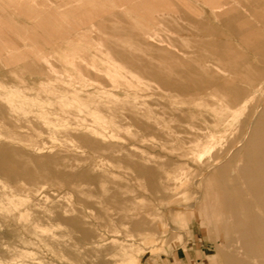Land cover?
Segmentation results:
<instances>
[{
	"label": "rangeland",
	"instance_id": "obj_1",
	"mask_svg": "<svg viewBox=\"0 0 264 264\" xmlns=\"http://www.w3.org/2000/svg\"><path fill=\"white\" fill-rule=\"evenodd\" d=\"M163 2L219 35L181 27ZM263 17L264 0H0V95L14 105L0 101V264H228L221 200L246 198L216 170L264 109ZM235 18L249 22V46L223 21ZM75 49L72 64L61 51ZM198 78L226 93L195 88ZM80 122L114 137L83 146L70 135ZM70 169L84 173L61 174Z\"/></svg>",
	"mask_w": 264,
	"mask_h": 264
},
{
	"label": "bare ground",
	"instance_id": "obj_2",
	"mask_svg": "<svg viewBox=\"0 0 264 264\" xmlns=\"http://www.w3.org/2000/svg\"><path fill=\"white\" fill-rule=\"evenodd\" d=\"M217 2V0H216ZM218 2H221V1H218ZM165 3V2H163ZM162 4V2H161ZM167 3L163 4V8H164V12H167V13H172L174 16L172 18V20L174 22H176L177 24H180L181 27H187L192 29V30H199L200 32H202L203 34L205 35H219L217 30H213V29H209L208 27L205 26V24H203V22L197 20L196 21V24L194 26H190L189 22L187 21V19H185V15H181V14H177L175 11H173L172 9H170L167 5ZM159 8H162V6L158 5ZM228 8H224V9H221V11H219L216 15H222L224 14L225 12H227ZM172 10V11H171ZM188 13H191V11H188ZM193 14V12L191 13ZM200 14V13H199ZM257 15V13H256ZM260 18V17H259ZM262 19V18H261ZM263 20H264V17H263ZM261 20V21H263ZM226 25L229 26V28L232 30V32L238 36L239 38L243 39L244 42L248 45L249 42H250V37L252 35V32H244L242 31L243 28L247 27L248 23L249 22H246L244 20H239L238 18H235V19H226V20H223ZM252 25V24H251ZM80 28V27H79ZM262 37V36H260ZM259 37V38H260ZM258 38V39H259ZM263 38V37H262ZM256 39V38H255ZM209 41V39H208ZM225 41V40H224ZM227 41V40H226ZM225 41V42H226ZM227 43V42H226ZM230 46L232 47L231 43H229ZM228 44V45H229ZM245 44V45H246ZM249 46V45H248ZM8 47V46H7ZM31 47V46H30ZM224 45H216L214 44L212 46V49L217 52V53H220V52H223L225 51L224 49ZM82 48V47H81ZM84 48V47H83ZM251 48V47H250ZM12 49V48H11ZM86 50H92L91 48H85ZM94 49V48H93ZM233 47L231 48V53L233 52ZM257 50L261 51V52H264V43L263 44H260L258 46H256ZM13 50V49H12ZM21 50V49H20ZM36 50V49H35ZM85 50V51H86ZM14 51V50H13ZM12 51V53H14ZM24 51V50H23ZM83 51V49L81 50V52ZM66 59L71 62L73 64V62L78 59L81 55L80 53H78V51L75 49V50H68V51H61ZM227 52H229L227 50ZM256 52V51H254ZM21 53V52H20ZM234 53V52H233ZM242 56V55H241ZM237 57V55H236ZM177 58V57H175ZM167 59V58H166ZM168 60V59H167ZM127 62V61H126ZM138 64V62H137ZM173 64V63H171ZM178 64V63H176ZM231 65V64H230ZM172 66V65H171ZM175 67H177L178 69L180 67L174 65ZM235 66V65H234ZM12 67V66H10ZM166 67V66H165ZM173 67V66H172ZM144 68V67H143ZM148 68V67H147ZM254 68V67H253ZM145 69V68H144ZM251 69V68H250ZM176 70V69H174ZM138 71V70H137ZM140 71V70H139ZM195 71V70H194ZM244 71V70H243ZM144 72V71H143ZM252 72V71H250ZM33 73V72H32ZM259 72H257L256 74H258ZM149 74V73H148ZM243 74L248 78L250 75H249V72H247V70L245 72H243ZM252 74V73H251ZM255 74V75H256ZM147 75V74H146ZM193 75H198V73L194 72ZM249 75V76H248ZM228 76V75H227ZM230 76V75H229ZM254 76V75H253ZM148 77V76H147ZM222 78H225L222 77ZM250 78L249 77V81H250ZM190 81V80H189ZM225 81V80H223ZM63 84H66V80H62L61 81ZM11 84H13V92L14 93H19V91L21 92L22 90L20 88H17L16 86H14V82H10ZM47 83V82H46ZM223 83V82H222ZM230 83V82H229ZM208 85H211L209 84V82L204 79V78H198L196 79L195 81V88H202V89H207L208 88ZM222 86V85H221ZM221 86H218V84H212L209 88L213 91V92H220L221 94L223 93H226V91H224L223 88H221ZM224 86V85H223ZM115 88V86H114ZM239 88V86H238ZM99 89V88H98ZM169 89V87H168ZM174 89H177L178 92H183V90H187V88H184L182 86H175ZM173 89V90H174ZM103 90V89H102ZM100 91V90H99ZM209 91V89H208ZM175 92V91H174ZM244 92V91H243ZM195 93V92H193ZM248 93L244 94V95H247ZM194 95V94H193ZM243 95V96H244ZM15 96V95H14ZM224 96V95H223ZM227 96V95H226ZM26 97V96H25ZM111 97V96H110ZM17 98V97H16ZM101 98V97H99ZM5 97H2L0 95V101L2 102L3 101H6L9 102V106H10V109H13V104L11 103V99ZM58 99V98H57ZM103 99V98H101ZM116 99V98H115ZM61 100V99H60ZM73 100V99H72ZM212 100V99H210ZM209 100V101H210ZM30 101V99H29ZM76 101V100H75ZM193 101V100H192ZM15 102V101H14ZM77 102V101H76ZM135 102V101H134ZM21 103V101H20ZM50 103V102H49ZM94 102H92L93 104ZM228 103V102H227ZM32 104V103H31ZM42 104V103H41ZM129 104V103H128ZM17 105H18V102H17ZM33 105V104H32ZM69 105V104H68ZM73 105V104H72ZM85 105V104H84ZM83 105V106H84ZM31 107H34V106H31ZM52 107V106H51ZM142 107V106H141ZM168 107V106H167ZM236 107V106H235ZM15 108V107H14ZM53 108V107H52ZM94 108L95 109H98L100 111H115V107L112 106L111 102H101V101H97V104L94 103ZM20 109V108H19ZM24 109V108H23ZM45 109V108H44ZM31 110V109H30ZM79 110V109H78ZM122 110V109H120ZM150 110V109H149ZM14 111V110H13ZM26 111V110H25ZM28 111V110H27ZM76 111V110H75ZM82 111V110H81ZM263 111L264 109H262V114L260 112V116L258 117V119L253 122L254 124V128H253V131L252 133L249 135L248 138H246V141H245V145L243 146V148H239L241 149L239 152H237V154H235V157L234 159H231L230 161H228L226 164L224 163L221 167H217L218 169L216 170L217 173L222 177L224 178L223 181L226 182V177L229 175V174H232L233 173V177H234V182H233V185H234V189H235V192H238L237 195H242L246 198V206L243 208V207H239V204L237 201H235V199L232 198V196L230 197L228 194H227V190L226 189V185L224 186V189H220L219 190H223L224 194L226 192V195H223V199L221 200L222 202V207H223V213H224V220H226V235L228 236V240H227V243L225 244V257H226V261L228 264H264V114H263ZM97 112V111H96ZM29 114L31 115L32 113H29V112H26V114ZM83 112H79V115L81 114L82 115ZM25 114V116H26ZM34 114V112H33ZM38 114V112H37ZM49 114V113H48ZM50 114H55V112L53 113H50ZM122 114V113H121ZM24 115V114H23ZM47 115V114H46ZM61 115V114H60ZM89 115V114H88ZM97 115V114H96ZM120 115V114H119ZM146 116V115H145ZM39 117H41V114H39ZM46 119L42 120V123L44 124V126L50 128V129H53L54 126H52V122L51 120L47 119V116H44ZM94 117V116H92ZM4 118V117H3ZM90 118V117H89ZM192 118V117H191ZM84 119V118H83ZM95 119H98V118H95ZM154 119V118H153ZM76 120V119H75ZM86 120V119H85ZM104 120V119H103ZM193 119H191L190 121L192 122ZM15 121V120H14ZM57 121V120H56ZM84 121V120H83ZM132 121V120H131ZM177 121V120H176ZM140 122V121H139ZM160 122V121H159ZM210 122H214V121H210ZM62 123V122H61ZM100 123V122H99ZM103 123V122H102ZM145 123V121H144ZM148 123V122H147ZM128 124V123H127ZM164 124V123H163ZM5 125V124H4ZM15 125V124H14ZM31 125V124H30ZM69 125V124H67ZM92 125V124H91ZM91 125L87 124V123H84V122H80V123H76L72 128H71V132H70V135H71V140L72 139H76L79 141L80 144H82L83 146H87L89 148H97L99 147V142L100 141H103L105 140L106 138L109 137V140L110 138L114 137V134L107 132V131H104V129L102 128H95V127H92ZM101 125V124H100ZM177 125V124H176ZM7 126V125H6ZM132 126V125H131ZM145 126V125H144ZM56 127V126H55ZM60 127V126H59ZM100 127V126H99ZM204 127V125H203ZM144 128V127H143ZM21 129V128H20ZM67 129V128H66ZM127 129V128H126ZM149 129V128H148ZM157 129V127H156ZM167 129V128H166ZM176 129V128H175ZM206 129V128H205ZM252 129V128H251ZM177 130V129H176ZM159 131V130H158ZM12 132V131H10ZM14 132V131H13ZM161 132V131H160ZM184 132L185 129H184ZM8 133V132H7ZM205 133V132H204ZM249 133V132H248ZM247 133V134H248ZM142 134V133H141ZM194 134V133H193ZM197 134V133H196ZM15 135V134H14ZM29 135V134H28ZM41 135V134H40ZM53 135H55L53 133ZM69 135V136H70ZM187 135V134H186ZM160 136V135H159ZM165 136V134H164ZM167 136V135H166ZM182 136V135H181ZM32 137V136H30ZM35 137V135H34ZM146 137V136H145ZM12 138V137H11ZM50 138V137H49ZM55 138V137H54ZM59 139V138H58ZM165 139V137H164ZM245 140V137L243 138ZM29 140V139H28ZM70 139H68L69 141ZM187 140V139H186ZM3 140H1L2 142ZM55 141V140H54ZM117 141V140H116ZM242 141V140H241ZM59 142V141H58ZM73 142V141H72ZM77 142V141H76ZM188 142V141H187ZM112 143V142H111ZM34 144V143H32ZM78 144V143H77ZM107 144V143H106ZM16 145V144H14ZM35 145V144H34ZM241 145V144H240ZM123 146V145H122ZM135 146V144H134ZM176 146V145H175ZM174 146V148H175ZM79 147V146H78ZM110 147L107 146L106 149ZM241 147V146H240ZM36 148V146H35ZM76 148V147H75ZM172 148V147H171ZM193 148V147H192ZM25 149V148H24ZM42 149V148H41ZM52 149V147H51ZM195 149V148H194ZM238 149V150H239ZM46 150V149H45ZM28 151V150H27ZM38 151V150H37ZM40 151V150H39ZM38 151V152H39ZM70 151V150H69ZM169 151V150H168ZM220 151V150H219ZM30 152V151H29ZM33 152V151H32ZM80 153V152H79ZM230 152H228L229 154ZM169 154V153H168ZM187 154V153H186ZM4 153L1 152L0 156H3ZM38 155V154H37ZM188 155V154H187ZM234 155V154H233ZM104 156V155H103ZM38 157V156H37ZM102 155H98V156H95V163L94 165L97 167V168H101L104 164H105V159L104 158H101ZM168 159V158H167ZM122 160V159H121ZM224 161V160H223ZM182 162V161H180ZM184 162V161H183ZM194 162V161H193ZM107 164V163H106ZM222 164V163H221ZM111 165V164H110ZM1 166H3L2 164H0V169H1ZM213 166V165H212ZM7 166L5 165V168ZM214 167V168H215ZM8 168V167H7ZM189 169V168H187ZM211 169V168H210ZM23 172L24 170L22 169H18L16 171H12V173L14 174H17V173H20V172ZM207 172V171H205ZM204 172V173H205ZM54 170H47L45 175L50 177L54 174ZM84 173V171H80V169L78 170H66L64 172H61V174H66V175H69V174H72L73 177L75 178H79L80 175H82ZM214 175V174H212ZM178 176V175H177ZM217 175H215L216 177ZM213 176H210L209 178H211ZM31 178V177H30ZM60 178V177H59ZM199 178V177H198ZM222 178L220 180H222ZM205 179H208L207 176ZM33 180V179H32ZM171 180V179H169ZM213 180V178H212ZM219 180V179H218ZM62 182H65L66 184H68V179H62L60 180ZM205 181V180H204ZM215 181V179H214ZM213 181V182H214ZM222 181V182H223ZM207 182V180H206ZM210 182V180H209ZM219 182V181H218ZM217 182V184H218ZM70 183V182H69ZM221 183V182H219ZM224 183V182H223ZM209 184V183H208ZM212 184V183H211ZM211 184L210 185V188L213 190V185L211 187ZM214 184V183H213ZM219 185H223V184H219ZM218 185V186H219ZM46 186V185H45ZM185 186V185H184ZM216 186V185H215ZM209 187V186H208ZM205 188V187H204ZM221 188H223L221 186ZM208 189V188H207ZM216 189H218V187L216 186ZM178 190V189H177ZM205 190V189H204ZM211 190V191H212ZM54 191V190H53ZM70 191V190H69ZM218 191V190H217ZM63 192V191H62ZM208 192V191H207ZM213 192V191H212ZM55 193V192H54ZM186 193V192H185ZM200 193V192H199ZM218 193V192H217ZM42 194V193H41ZM67 194V193H65ZM211 194V193H209ZM231 194V193H230ZM19 196V195H17ZM200 196V195H199ZM27 197V196H25ZM30 197V196H29ZM59 197V196H58ZM208 197V196H207ZM212 197V195H211ZM41 198V197H39ZM76 198V197H75ZM197 198V197H196ZM213 198V197H212ZM25 199V198H23ZM38 199V198H36ZM51 199V198H50ZM210 199V197H209ZM215 199V197H214ZM196 200V199H195ZM208 200V199H207ZM26 201H27V198H26ZM212 200H210L211 202ZM215 201V200H213ZM29 202V200H28ZM220 202V203H221ZM11 203V202H10ZM208 203H209V200H208ZM214 204V202H212ZM211 203V204H212ZM193 204V203H192ZM196 204V202L194 203ZM42 205V204H41ZM189 205V204H187ZM221 205V204H220ZM40 206V205H39ZM211 206V205H210ZM42 207V206H41ZM194 207V206H193ZM198 207H200V204L198 205ZM197 207V209H198ZM214 207V206H213ZM217 207V206H216ZM221 207V208H222ZM15 208V207H14ZM43 208V207H42ZM202 209V206L200 207ZM212 208V206H211ZM215 209V208H214ZM201 211V210H200ZM2 212V211H0ZM22 212V211H21ZM216 212V210H215ZM202 215V214H201ZM217 215V214H216ZM21 216V215H20ZM211 216V215H210ZM4 219H8V220H14L15 219V216L12 215V214H5L4 216ZM23 217V216H22ZM45 217V216H44ZM19 218H17L18 220ZM209 219V218H207ZM217 220V219H216ZM215 220V221H216ZM207 220H205L206 222ZM204 222V223H205ZM211 222V220H210ZM213 222V221H212ZM218 222V221H217ZM38 224V223H37ZM27 227L25 228H28L29 230V234L32 230V227L30 226L31 225V222H27L26 223ZM96 225V224H95ZM170 226V225H169ZM212 226V225H210ZM22 227V225H21ZM30 227V228H29ZM37 227V226H36ZM47 227V226H46ZM17 229V228H16ZM42 229V228H41ZM40 229V230H41ZM46 230V229H45ZM174 230V229H173ZM10 231V230H9ZM44 231V229H43ZM34 232V230L32 231V233ZM47 232H48V229H47ZM210 232V231H208ZM23 233V232H22ZM31 233V234H32ZM33 234L36 235V233L34 232ZM44 233H41V235H43ZM49 234V233H48ZM51 234V233H50ZM53 235V234H52ZM56 235V234H55ZM54 235V236H55ZM64 235V234H63ZM88 235V234H86ZM3 236V235H2ZM25 236V234H24ZM67 236V235H66ZM112 238V237H111ZM116 238V237H115ZM47 239V238H46ZM67 239V238H66ZM69 239V238H68ZM4 240V239H3ZM33 240V239H31ZM35 240V239H34ZM108 240V239H107ZM106 241V240H105ZM109 241V240H108ZM36 242V240H35ZM101 240H99L97 242V245L98 247L101 246ZM103 243V242H102ZM39 244V243H38ZM77 244V243H76ZM90 245H94V244H89ZM39 246V245H38ZM41 247V246H40ZM156 250V249H155ZM213 250V249H212ZM8 251V250H7ZM57 252V251H56ZM47 253V252H46ZM45 253V254H46ZM11 255V254H10ZM18 256V255H17ZM49 256V255H48ZM20 257V256H19ZM18 257V258H19ZM16 258V257H14ZM22 256L20 257V260H21ZM19 260V259H17ZM135 263V262H134ZM126 264V263H125ZM131 264V263H130Z\"/></svg>",
	"mask_w": 264,
	"mask_h": 264
}]
</instances>
